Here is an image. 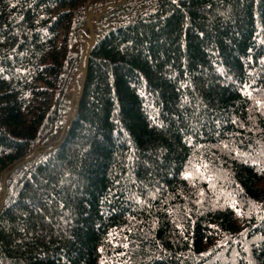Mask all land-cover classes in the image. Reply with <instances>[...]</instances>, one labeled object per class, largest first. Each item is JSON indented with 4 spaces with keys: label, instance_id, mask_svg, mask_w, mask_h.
Returning a JSON list of instances; mask_svg holds the SVG:
<instances>
[{
    "label": "trees",
    "instance_id": "trees-1",
    "mask_svg": "<svg viewBox=\"0 0 264 264\" xmlns=\"http://www.w3.org/2000/svg\"><path fill=\"white\" fill-rule=\"evenodd\" d=\"M0 264H264V0H0Z\"/></svg>",
    "mask_w": 264,
    "mask_h": 264
},
{
    "label": "water",
    "instance_id": "water-1",
    "mask_svg": "<svg viewBox=\"0 0 264 264\" xmlns=\"http://www.w3.org/2000/svg\"><path fill=\"white\" fill-rule=\"evenodd\" d=\"M88 20H89V18H88ZM89 27H90V24H89ZM90 31H91V27H90ZM93 44H94V36H93V33L91 32V39L89 41V47H88L87 54H86V59H85V68L82 71V76H81V79H82V82H81L82 84H81V89H80L81 92L83 91V86H84L85 78H86L89 51H90V49H91ZM75 97H76V95H75ZM5 180H6V177H4L3 183H2V191L3 192L5 191Z\"/></svg>",
    "mask_w": 264,
    "mask_h": 264
},
{
    "label": "bare ground",
    "instance_id": "bare-ground-1",
    "mask_svg": "<svg viewBox=\"0 0 264 264\" xmlns=\"http://www.w3.org/2000/svg\"><path fill=\"white\" fill-rule=\"evenodd\" d=\"M74 109L73 108H71V112L73 111ZM4 177H7V175H5ZM4 179V178H3ZM3 183V182H2ZM5 185H6V180H5ZM1 204H2V202H1Z\"/></svg>",
    "mask_w": 264,
    "mask_h": 264
}]
</instances>
